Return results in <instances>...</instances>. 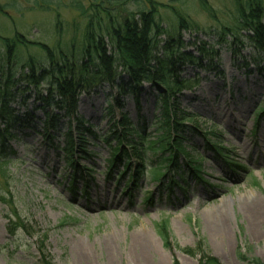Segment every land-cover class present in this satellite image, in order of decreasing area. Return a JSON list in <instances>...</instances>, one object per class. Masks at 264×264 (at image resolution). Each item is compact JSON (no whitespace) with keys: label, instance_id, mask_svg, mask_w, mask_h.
<instances>
[{"label":"rangeland","instance_id":"rangeland-1","mask_svg":"<svg viewBox=\"0 0 264 264\" xmlns=\"http://www.w3.org/2000/svg\"><path fill=\"white\" fill-rule=\"evenodd\" d=\"M79 1L95 21L97 14L106 22L102 10L110 7L106 0ZM152 1L159 4L156 21L164 31L158 36L159 54L162 46L170 45L169 38L179 34L188 52L209 46L218 51V57L202 59V66H179L181 79L196 83L171 95L173 110L177 105L194 116L184 122L188 128L183 136L187 157L200 166L198 173L178 156L177 174L162 166L163 175L157 179L150 167L160 153L150 148L142 156V173L131 148L127 175L119 176L122 164L108 169V147L115 144L114 130L121 131L115 122L122 114L145 139L136 142L156 140L162 126L158 90L143 82L133 92L120 68L121 82L101 84L78 96L73 115L85 118L98 137L87 146L90 153L76 159L79 168L90 170L76 182L71 181L72 168L61 152L47 145L33 126H41L44 118L42 109L36 108L38 101L32 95L24 98L19 114L30 126L10 130L15 136L4 146L13 153L0 168V264H41V247L52 264H172L173 260L200 264L204 258L218 264H248L239 252L243 258L264 261V115L255 112L264 107V61L258 66L251 63L256 53L246 31L239 33L240 41L222 35L218 45L221 27L236 22L234 0ZM33 2L0 0V67L2 39L16 33L64 51L80 46L88 19L71 8L70 0L52 2L50 10L36 9ZM126 2L123 9L128 11L144 6ZM172 7L185 17L188 28H179ZM18 49L21 60L9 66L16 77L28 55L40 60L45 56L36 45ZM60 114L61 127L68 118L63 111ZM210 141H216L217 148H210ZM58 143L62 146L60 135ZM171 177H177L179 185L170 186ZM69 183L76 188V197L71 196ZM164 222L169 224L162 226Z\"/></svg>","mask_w":264,"mask_h":264},{"label":"trees","instance_id":"trees-1","mask_svg":"<svg viewBox=\"0 0 264 264\" xmlns=\"http://www.w3.org/2000/svg\"><path fill=\"white\" fill-rule=\"evenodd\" d=\"M126 1L106 0L110 7L102 9L106 12L104 17L106 22L102 23L97 14L94 16L96 21L94 20L92 14L85 10L82 2L70 0L71 8L88 19L80 46L76 44L71 46L77 49L64 51L60 46L52 48L46 43L26 40L20 33H16L11 39H2L4 52L3 64L1 63L2 67H0V168L10 159L5 157L13 153L4 146V142L15 136L10 130L14 127L30 126V121L22 120L19 107L25 105L24 98L32 95L38 101L36 108L42 109L44 113L41 126L36 123H33V126L40 129L44 142L53 150L60 151L66 164L71 166V181L76 182L78 178H83L84 170L89 174V168L85 166L79 168L76 159L84 158L90 153L87 146L98 136L85 118L73 115L77 99L82 93L91 92L93 87L117 80L121 82L123 78L121 71L118 72L120 68L127 76L133 92L143 82L149 83L158 90V99L163 107L162 126L156 140L145 143L136 142L137 138L143 141L145 139L132 126L128 117L122 114L121 120L115 122L116 126H120L121 131L114 130L115 144L108 147L110 151V157L107 159L108 169L114 166V163L122 164L119 176L123 178L127 175L131 167L127 164V158H129L127 150L131 148L141 161L139 173H142L145 166L142 156L145 150L150 148L153 152L160 153L159 161L155 166L150 167L157 179L163 175L160 170L162 166H168L169 170L177 174L178 156H183L198 173L200 166L187 157L183 136L188 128L184 126V122H191L194 116L182 112L177 105L173 107V110L171 95L183 88L188 89L192 83H196L193 79H181L178 72L179 66L186 63L202 66L200 63L202 59L218 57V51L213 46H209L208 48L199 47L197 52H188L179 34L169 38L170 45L162 46L164 50L159 54L156 50L159 48L158 36L164 34L162 25L156 21V5L159 4L152 0H132V3L138 7L140 4L144 6L139 7L137 11H128L123 9ZM52 2L60 3L59 0H34L33 4L36 9L50 10ZM234 3L237 13L236 22L233 27H221V39L218 45L224 40L222 35L228 34L231 38L238 40L239 33L246 31L245 36L256 53L251 63L258 66L264 61V0H234ZM203 5L209 9L206 3ZM119 8L123 11L117 13ZM173 10L179 28H188L185 17L174 8ZM28 45L39 46L45 56L40 60L38 57L28 55L20 66L22 71L16 77V72L10 71L9 66L21 60L18 47ZM233 52L235 54V51ZM244 65L249 67L247 62ZM4 66L8 70H4ZM24 92H28V95L26 96ZM54 109L58 112H54ZM60 111H63L68 118L66 124L61 127L58 126ZM255 112L264 115V107L256 108ZM26 115H30L29 112H26ZM59 135L62 137V146L58 143ZM215 142L209 145L210 148H217ZM179 169L184 171L183 167ZM171 178L168 182L170 186L179 185L180 180L177 177ZM197 178L200 177L197 175ZM201 180L203 181V178ZM254 183L260 184V181L254 179ZM69 185L71 196L76 197V188L72 186V183ZM80 190L85 192L84 187ZM168 224L169 222H164L162 226ZM167 232L164 234L165 239L168 237ZM39 253L41 264H52L42 247ZM239 255L248 264H264L259 257L243 258L240 252ZM172 264L180 263L173 260ZM200 264H218V261L204 258Z\"/></svg>","mask_w":264,"mask_h":264}]
</instances>
